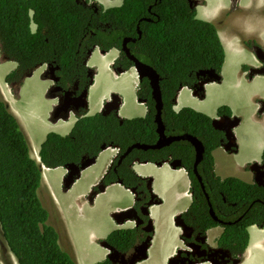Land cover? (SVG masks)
Here are the masks:
<instances>
[{
	"label": "trees",
	"instance_id": "16d2710c",
	"mask_svg": "<svg viewBox=\"0 0 264 264\" xmlns=\"http://www.w3.org/2000/svg\"><path fill=\"white\" fill-rule=\"evenodd\" d=\"M147 3L148 0H123L121 6L100 11L99 19L107 26L104 31H99L77 0H0V55L16 63L5 76V82L16 90L31 69L48 62L70 69L75 51L81 48L78 45L88 39L103 50L119 46L122 36L136 35L134 26L140 16H149ZM153 10L158 19L140 22L141 51L136 55L160 76L164 132L167 135L187 133L202 142L204 152L197 171L206 175L205 190L211 187L209 193H214L217 201H229L233 218L241 215L236 224L226 227L220 243L239 244L243 250L248 241L246 228L252 224L264 225V188L234 177L221 179L216 176L211 151L220 145L222 132L214 129L212 118L202 112L189 107L173 109L180 87L195 88L194 75L198 70L212 68L220 72L223 46L215 26L195 18L184 1L161 0ZM89 30L97 35L89 37ZM128 64L124 63V67ZM242 69L247 67L242 66ZM136 96L149 110L145 118L119 123L111 115H86L82 108L67 134L48 132L45 135L38 150V162L31 157L28 139L0 94V235L17 264H76L74 256L60 246L56 229L48 223V211L38 197L41 166L55 168L78 163L83 157H95L107 146L122 152L135 142L153 143L157 138L154 100L146 79L139 83ZM218 113L231 115L227 106L224 110L219 107ZM169 148L173 156L180 159L177 167L184 168L188 175L191 195L198 197L201 206H206L203 191L193 173L192 146L180 140L171 143ZM167 152L166 147L134 148L120 163L113 162L100 183L105 186L118 182L131 187L137 181L127 166L131 157L160 164L167 159ZM260 158L264 161V148ZM216 224L211 221L204 226ZM133 231L115 230L105 240L120 251L128 249L133 242ZM98 264L110 262L105 260Z\"/></svg>",
	"mask_w": 264,
	"mask_h": 264
},
{
	"label": "crops",
	"instance_id": "0c3cea01",
	"mask_svg": "<svg viewBox=\"0 0 264 264\" xmlns=\"http://www.w3.org/2000/svg\"><path fill=\"white\" fill-rule=\"evenodd\" d=\"M104 2L109 3L110 0H105ZM221 3L222 0L215 6V10L222 7ZM255 16H258L257 19H261L262 21L261 26L257 30L247 28L239 22L233 21L234 26L232 30L236 32L231 34V31L227 35L219 32V37L224 46L225 53L223 63L226 59V54L228 53L227 62L229 64H234L230 73L232 77L229 76V78L226 79L222 67L221 81L211 82L204 86L202 98L194 96L192 90L189 88L182 87L177 93L175 104L173 106L176 111L182 107H190L199 112H203L212 118L216 117L215 108L219 104H226L229 106L234 115L239 118L238 124L231 129L235 139L236 151L232 153L225 151L221 146L216 147L212 151L214 170L216 175L221 178L234 176L247 183L253 181V175L249 170L246 171V169H248L246 166L252 162L260 161V154L264 147V113L262 115L257 114V101L259 99H264V76L256 75L249 80L246 78L245 72L241 71V65H249L252 63L249 51L240 40L241 36L248 35V37H250V35H253L264 42V38L262 37L264 32L263 16H260L259 14ZM254 17L250 19L252 20ZM229 27L230 23L226 30H228ZM31 29L33 30L34 27H31ZM221 35L224 37V40L221 38ZM92 50L90 54V56H92L90 60H88V63L90 66L94 65L95 67L96 72L94 77L96 81L99 70L96 64L91 61L95 53L92 52ZM111 52H113V50ZM115 55L116 51L110 56L99 55L104 61L103 70L112 77V81L117 80L120 76L125 74L121 73L117 75L110 69L111 60ZM4 62L10 64L11 68L4 72H1L0 70V75L4 76V80L3 77L0 79V94L2 99L8 105L7 107L9 110L18 120L22 131L28 139L30 148L32 137H36L38 129L35 122L31 119L33 116H37L43 126H59L58 128L63 131L59 133L65 135L76 121V115L70 113L73 114V116H70L69 114L67 119L59 118L55 121L49 120V113L52 111L55 103H57V99L49 97L46 93L45 89L48 86V78L45 77L40 89H43L42 96L49 103L36 111H32L27 105V102L20 108L16 105L17 101L20 100V93L28 82L27 80L32 78L37 70L43 74L44 67L40 65L33 71V75L26 76L23 79L19 86L18 96L15 97L10 87H8L5 82V76L16 67V63L11 60H0L1 64ZM91 87L89 93L94 86ZM133 87H135L136 90L135 84ZM224 88H227L226 92L224 91ZM214 89H217L218 91L214 92ZM110 91L120 92L118 88H113V86L110 85L107 88H103L91 102L89 99L87 100L88 115H92L100 109L102 102L109 95L108 93ZM118 94L121 99L119 105L121 110L125 100L120 93ZM231 94L234 99L229 97ZM136 104L139 106L138 110H141L143 113L145 108L144 105ZM241 106H243V108H241ZM18 109H20L24 116L18 112ZM241 113L247 115L248 122H251L256 127L246 130L248 133H257L252 137L251 141L247 143H243L237 134V129L245 122ZM70 117L72 118L70 119ZM59 123H62V125ZM65 126L66 128H64ZM28 128L32 129L29 130ZM116 152L117 149L114 147H105L102 149L96 155L94 162L84 167V170L82 169L79 172L72 184L66 189L62 188V179L66 171L63 167H41L40 186H46L52 204L50 211L46 208L49 214L48 220L51 215H53V219L56 220V226H52L56 229L58 234V242L60 246L65 248L64 250H67L74 256L76 264H97L107 260L106 255L108 250L100 244V241L104 240L112 231L118 229H132L134 227L133 220L126 219L124 222L118 223L114 219V216H112L114 213L129 209L134 202V197L131 191L120 183L115 182L106 185L94 195L90 203L86 199V194L99 183L100 178L104 175L112 159L116 156ZM37 155L38 154H36V156ZM31 157L35 159L34 156ZM88 168L89 171L85 172ZM133 168L138 175L151 178L152 192L160 200L151 207L150 214L155 222V229L152 239L147 247L146 257L134 264H169V259L172 258L179 249H185L181 229L175 225L174 220L175 217L184 211L188 202H190L191 194L189 191V178L183 168L173 169L167 163L156 166L152 163L146 162L143 164H134ZM50 170H57L60 173L59 190H56L47 180L45 172ZM217 229L218 227H214L206 232L207 242L213 247L217 246L216 241L219 237L217 236ZM248 232L250 244L247 245L244 250L243 258L239 264H264V260H259L255 255L258 249H264V229L250 226L248 227ZM91 257L94 260L90 261L89 259ZM201 260H203V258L200 256L198 264H211L209 261Z\"/></svg>",
	"mask_w": 264,
	"mask_h": 264
},
{
	"label": "flooded vegetation",
	"instance_id": "af4514ba",
	"mask_svg": "<svg viewBox=\"0 0 264 264\" xmlns=\"http://www.w3.org/2000/svg\"><path fill=\"white\" fill-rule=\"evenodd\" d=\"M148 1H149V3H147L146 11H147L149 16H147V15L140 16L139 21H137V23L134 26V32L136 35L122 36L119 46H111L110 48L103 50L97 44H92L93 42H90V40L88 39L85 43H83V45L81 43L80 44L78 43L79 44L78 47H81V48L77 49L75 51V57L73 59V62L71 63L70 69H68L67 67L61 68L58 64H55V62L44 63V65H42L44 67V73L41 74V76L44 77V79H45V77L46 78H48V77L55 78V80L48 79V86L45 90H46V93L49 95V97L56 98L57 101L59 98H66V100L71 101L72 99H75L79 95H82V93L85 91V98H86V110L85 111H86V115H88V113H87V107H88L87 100L89 99V95H90V93H89L90 87L95 85L94 74L96 72L94 65L90 66L88 63V60H90V58L92 56V55L90 56L92 49H93L92 52H95L94 53L95 55L101 54L102 56H108L111 53V51L113 50V53L110 54V55H112V54H114V51H116V55L111 60L110 69L113 71V73H116L118 75L121 74L120 70L122 71V73L129 72V74H132V76L134 73L136 78H134V77L133 78L135 79L134 84H135L136 88L139 86V83H141V81H143L144 79H146L148 81L146 76H142L141 78L138 76V73L136 72V70L134 68L133 62L127 57L126 53L122 50V42H123L124 38H128V40L126 39V41H125L126 47L128 48L130 54H132L139 61H141L138 58V56L136 55V54H138L139 51H141L140 50L141 44L139 42V39L141 38L142 30L139 29L140 22L141 21H144L145 23L146 22H152V21H154L153 20L154 17L156 19H158V16H157L158 14L153 9L156 7V5L158 3L161 2V0H148ZM182 1H184L185 7L194 13L195 18H197L201 21H207V22L212 23L215 26V28L217 29L218 35H219V32H221L225 35H227L231 31H232L231 34L236 32V31L232 30L233 26H234V22H233L232 18L237 13H240L241 11H244V15H249L250 11L253 13V15H255L256 13H258L259 15L264 14V0H223L221 3L222 7H219L217 10H215V8H214L212 13H210L209 16H204L206 9H203V7H205L209 3L208 1H206V0H182ZM77 2L80 3L87 10L88 20H90V21L94 20V23H92L93 27L95 29H98L99 31H102V30L104 31L103 28L107 25L105 23H101V21L99 19L100 11L103 12L109 8L121 6L123 3V0H110L109 3H105L103 0H77ZM241 4H242V6H241ZM88 9H92V12H88ZM203 16H204V19L201 18ZM209 19H213V20H209ZM229 23H230V27L228 28V30H226ZM99 27H101V28H99ZM89 32H90V35H88L89 37H92V35H94V36L97 35L96 33L91 32L90 30H89ZM87 34H89V33H87ZM98 35H100V34H98ZM246 36H248V35H246ZM241 42L244 43V46L249 51L251 59H252L251 64L245 65L247 67V69L258 68V67L264 68V42L261 39L255 37L253 35H250V38H248L246 40H243V41L241 40ZM128 62H129V64H128ZM141 62H143V61H141ZM124 63H126L128 65L126 67H124ZM144 64H146V63H144ZM45 65H46V67H45ZM146 65H148V64H146ZM56 66H57V68H55ZM209 69H212V68H209ZM209 69H201V70H209ZM212 70H214V69H212ZM199 71L200 70H198L194 75V79L196 81L195 85H197V87L202 82H204L201 84L202 87H204V86H206L212 82V81H207L210 78L207 77V75L199 74ZM216 73H218V72H216ZM219 73H222V66H221V70ZM24 78L25 77H23L21 79L20 84L22 83ZM20 84H19V86H20ZM148 84H149V81H148ZM7 85H8V87H10L11 91L14 93L15 87L12 88L9 84H7ZM180 89L181 88H179L177 90L175 96H177V93ZM108 94L109 95L102 102L100 109L98 111H96L94 114L101 113L104 109L105 104L108 105L112 101V96L115 93H113V91H110ZM199 94L201 95V91L199 92ZM120 101H121V99H120ZM135 102L142 105V102L139 99H137V97L135 99ZM75 105H79V102L78 101H76V102L71 101L69 104V108L75 109L76 108ZM83 105H85L84 100H83ZM143 105L145 107L143 113L141 110H138V108H135L132 111V112H136V113H128L126 111H121L120 106H119V108L117 110H114L112 107H110V108L108 107L109 109L107 108V113H105V114L101 113V114L114 116L118 120L119 123H121V122L123 123L124 120H131V119H135V118L136 119H142V118H145L146 115L149 113V110L145 106L144 102H143ZM226 106H227L226 104H219L215 108L216 109L215 110V113H216L215 116L217 118L222 117V116L230 117V116L234 115V113L229 108V106H227V108L230 110L231 115H228L226 113H222L219 115V113H218L219 107H222V109L224 110ZM82 108L83 107H80V108H78V110L75 111V113L73 112L76 115V117L81 112ZM153 108L155 110L154 112L156 113L157 109H156L155 101L153 103ZM161 110H162V101H161V108H160V117H161ZM155 113H154V116H155ZM263 113H264V111H262L261 115ZM128 116H131V117H128ZM161 121H162V119H161ZM162 125H163V122H162ZM163 132H164V125H163ZM221 132H222V137H220L219 140H220V144L222 145V144L227 143L229 140L225 137L224 132L223 131H221ZM164 135L165 136H171L169 134L167 135L165 132H164ZM230 138L232 140H230L231 145L229 147V150L232 151V149L234 147L233 140H235V139H234L233 135L230 136ZM157 139H158V135H157L156 140L153 143H155L157 141ZM178 141H180V140H178ZM173 142H175V141H173ZM173 142H171V143H173ZM135 143L149 144V145L153 144V143H148V142H135ZM171 143H169L168 145H163L160 148H157V149H161V148L166 147L168 149V152H167V155H165V158L167 156L168 157L164 162H162L160 164H156L154 162H148V163H152L156 166H160L163 163H167L171 168H173L170 165V162L179 161L180 159L173 156V151L169 148ZM202 147H203V144H202ZM133 149H131L127 154H129ZM125 150L121 152L120 150L117 149L116 156L112 159L108 168L112 166L114 161H116V164L121 162V160L127 155V154H125V156H122V154L125 152ZM142 150H147V149H142ZM212 151H211V153H212ZM203 152H204V147H203ZM202 155H203V153H202ZM201 159H202V157L200 158L199 162L201 161ZM80 161L78 163L77 162L71 163V164L79 167V169H80L79 172L82 170V168H80V165H81ZM259 162L264 164V161L262 159H260ZM143 163H146V161H142L140 159V157H134V158L131 157L129 159V163L127 166L129 169H131L132 173L136 176L137 181L131 187H125L123 185L125 188L129 189L131 191V193L133 194V197H134L133 205H132V207H130L129 209H126V210H131V214H130V217L128 219L129 220L132 219L133 222L135 221L134 227L132 228L134 230L133 231L134 238L132 239L133 242H131V246H130L131 248L129 247L128 249H123V250H132L134 253H136L138 255L140 254V250L142 248H144V252L147 251V247L150 243V240L152 239L154 229H155V222H154V220L150 214L151 213V207H152V205H154L155 203L160 201L158 199V197L152 192V187H151L152 180H151V178L142 177V176L138 175L133 168L134 164H143ZM62 167L64 168V166H62ZM174 167L180 168V167H177V165ZM247 168L248 169H246V171L249 170L252 173V175L255 174V170L251 171L248 166H247ZM263 171H264V169H263ZM78 174L75 173V174H73V176H78ZM102 177H103V175H102ZM102 177L100 178V180L102 179ZM205 177H206V175H204V176L201 175V179H202L204 188L206 187V184H207L206 180L204 179ZM100 180H99V183L96 186H94L86 194V199L89 203L91 202V199H93L94 195L98 191H100V189H98V187H97L99 184L102 185L100 183ZM102 186L104 188L106 185L105 186L102 185ZM199 186H200V183H199ZM209 190H211V187H208L207 191L205 190L208 194L207 197L205 196V193L202 192L203 193L202 195L205 199L206 206H201L200 203L197 202V200H198L197 196H194V197L191 196L190 202H188L184 211H182L177 217H175L176 222L178 223V225L183 227V230L180 228V226H178V225H176V226H178L181 229L182 238H183L185 244H187L190 241H195V244H193V245H198L199 249H206L207 250L210 248H218L219 252L217 254H213L214 259H217L220 261H227L228 264H230V263L231 264H239L243 258V253H244L245 248L243 250H241L240 249L241 245H239V244L238 245H235V244L229 245V244L225 243L223 240L222 241L224 242V244H222L223 242L220 243L219 239L224 234L226 227L227 226L229 227V225H231V224H236L241 219V215L233 218V209L230 207L231 203L229 201H227L226 199H220L219 201H217L218 199H216L214 197V193H209ZM120 212H122V211H120ZM117 213H119V212H117ZM115 214L116 213H114L112 215V216H114V219L116 217ZM126 219H124L122 222H124ZM175 220H174V223H175ZM211 221L215 222L217 224L207 226V228H206L204 226V224L211 222ZM252 226H254L255 228H258V229H264V225L263 226H257L256 224H253ZM214 227H218L216 232L218 233L217 236H219L217 238V241H216L217 242L216 247L211 246L208 242H207V244H205L200 239V238H202V236L204 235L205 232H208V230H210L211 228H214ZM105 243H108V242H105ZM145 248H146V250H145ZM183 258H184V260L192 259V261H193L192 264L198 263L200 260V257H198L197 255H189V254H187L186 256H185V254H183ZM115 264H118V263H115Z\"/></svg>",
	"mask_w": 264,
	"mask_h": 264
},
{
	"label": "water",
	"instance_id": "95a60500",
	"mask_svg": "<svg viewBox=\"0 0 264 264\" xmlns=\"http://www.w3.org/2000/svg\"><path fill=\"white\" fill-rule=\"evenodd\" d=\"M126 39L128 40V38H124V40L122 42V50L126 53L127 57L133 62L134 68H135L136 72L138 73V76L140 78L142 76H146L148 81H149V86L151 88V96L156 103V109H157V112L155 113V116H154V121L156 123V132L158 135V139L155 143L150 144V145L149 144L133 143L132 145H130L125 150V152L122 154V156H125V154H127L133 148L157 149L163 145H168L169 143H171L173 141L185 140V141L189 142L193 147V150H194V162H193V166H192L193 173L196 176L198 182L200 183V187H201L202 191L205 193V196L207 197L208 194L205 191V188H204V185H203V182L201 179V175L197 171V164H198L200 158L202 157V153H203V147H202L201 141L198 140L196 137H194L190 134H187V133H184L181 135H171V136H165L164 135L163 125H162V121H161V117H160V108H161V95H160V89H159L160 76L158 75V73L156 72V70L152 66L144 64L143 62L139 61L136 57H134L132 54H130V52H129L128 48L126 47V44H125ZM0 60L7 61V59L4 57H1ZM39 66L40 65L35 66L25 76L32 75L33 71ZM55 68H57V66ZM120 72H122V71L120 70ZM199 74L207 75V77H209L211 79L210 80L208 78L209 80H207V81H217L220 79V76L212 69L200 70ZM248 74H249V76H252L254 74H264V68L263 67L262 68L261 67L250 68L248 70ZM48 78L55 80V78H53V77H48ZM202 83H204V82H202ZM202 83H200V85H199L200 88H201ZM18 92H19V87L16 88V90L13 93L15 97L18 96ZM119 97L120 96L115 93L112 96V101L108 105L105 104L104 109L101 113L102 114L107 113L108 107L109 108L112 107L114 110H117L119 108V105L121 102ZM83 100L85 101V105H83ZM71 101H73V102L78 101L79 102V105H75V107L77 109L76 108L75 109L69 108V104ZM71 101L66 100V98H59L57 103H55V105L53 106L52 111H50V113H49V120L55 121L59 118L67 119L69 117L70 113H73V112L75 113V111L78 110V108H80V107H83L86 110L85 91L82 93V95H79L78 97H76L75 99H72ZM259 105H260L259 112L264 111V101H260ZM238 121H239V118L236 116H233V117L222 116V117H218V118L216 117V118H213L211 121L212 127L214 129L223 131L225 137L229 140L227 143L222 144V147L224 148V150H229V147L231 145L230 140H232L230 138V136H232L231 129L236 124H238ZM107 147H112V146H107ZM95 157H83L80 161V164H81L80 168L83 169L84 167L92 164L95 160ZM178 164H179V161L170 162V165L173 168H175L174 166H176V165L178 166ZM64 169L66 170L65 171L66 173L64 174L63 179H62V188L66 189L72 184V182L74 181V179L76 177V176H73V174H75V173L78 174L80 169L78 166L73 165L71 163L66 164L64 166ZM249 169L251 171L255 170V174L253 177L254 183L256 185L264 188V171H263L264 164L251 163L249 165ZM97 187L100 190H102V188H103V186L100 184ZM130 214H131V210H126V211L124 210L122 212L116 213L115 214V216H116L115 220L118 223H121L124 219H126V218L128 219L130 217ZM130 220H132V219H130ZM175 225H178L176 220H175ZM178 226H180V225H178ZM180 228L183 230L182 226H180ZM103 244L110 249L111 253L108 255V257L110 260H112L111 262L113 264L116 263L119 260V258L121 259L122 264H134L135 262L140 261L146 257V252H144V248H142L140 250L139 255L134 253L132 250L129 253V255H126V253L118 251L115 247L110 246L107 243H103ZM186 246L188 248L187 250L177 251L176 255L174 257L170 258L168 263L169 264H178L176 260L181 257V254L183 253L186 256L189 253L188 250H189L190 246L189 245H186ZM192 249H193V247H192ZM145 250H146V248H145ZM218 252H219L218 248H210L207 250L206 249L203 250L202 252L199 253V255H201L205 258L203 261H209L211 264H228L227 261H220V260L213 258V254H217ZM194 254L195 253L193 252L192 255H194ZM113 257H115L116 259H113ZM126 257H128V258H126Z\"/></svg>",
	"mask_w": 264,
	"mask_h": 264
},
{
	"label": "rangeland",
	"instance_id": "374dc122",
	"mask_svg": "<svg viewBox=\"0 0 264 264\" xmlns=\"http://www.w3.org/2000/svg\"><path fill=\"white\" fill-rule=\"evenodd\" d=\"M206 1H208L209 3L205 7H203V9H206L204 16H209L210 13H212L215 6L221 0H206ZM204 16L201 18H204ZM254 16L255 15H253V13L250 11L249 15H244V17H243L242 15L238 14V15H235L232 18V20L239 22L240 24H242L243 26H246L247 28H252V29L257 30L261 26L262 21H261V19H257L258 16H255V17ZM262 16L264 19V14ZM252 17H254V18L251 20L250 18H252ZM31 27H34V25H31ZM262 37L264 38V32L262 34ZM221 38L223 39L224 37L221 35ZM248 38H250V37L245 35V36H241L240 40L243 41V40H246ZM111 53H113V52H111ZM227 57H228V53L226 54V59H225L223 66H222L223 67V73H224V76L226 79H228L229 76L232 77V75H230V73H231V70L234 66V64H229L227 62ZM8 61H10V60H8ZM91 61L96 64V66L98 67L99 73L96 77L95 85H94L93 89H91V92L89 95L90 102L95 99L96 95L98 93H100V91H102L103 88H107L108 86L112 85L113 88H118L120 90V92L113 91V93H116V94L120 93V95L125 100V103H124L121 111H126L128 113H136V112H132L135 108H139V106H137V104L135 102L136 90H135V87H133L134 83H133L132 74H129V72H127L124 75L120 76L117 80L112 81L111 80L112 77H110L103 70L104 61L100 58L99 55L94 54ZM4 64H6V62H4L3 64L0 63V66L2 65L0 67L1 72H4V71L11 68L10 64H6V65H4ZM2 77L4 80V76L0 75V79ZM44 80L45 79L41 76V72L39 70H37V72L33 75L32 78H29L27 80L28 81L27 84L24 86L22 92L20 93V100L17 101V103H16L18 108H20L21 106L23 107L27 102V105L31 108V110L36 111L38 109L43 108V106L45 104L49 103L42 96L43 89H40L42 87V82ZM217 91H218L217 89H214V92H217ZM224 91L226 92L227 88H224ZM229 97L231 99H234L232 94ZM241 108H243V106H241ZM18 112L21 113L20 109H18ZM241 114H242L243 120L245 122L243 123V125H241L237 129V134L243 143H247V142H250L252 137H254L257 133H251V132L248 133L246 130L253 129L256 127L251 122H248L249 120L247 119V115H244L243 113H241ZM21 115L24 116L23 113H21ZM70 116H73V114H70ZM71 118L72 117H70V119ZM31 119L35 122V124L38 127L37 132H36V137H34V138L32 137L31 148H30L31 156L35 157L36 154H38L37 151L39 150L41 142L44 140V137L48 132H55V133L60 134L59 132H63V131H62V129L58 128L59 126H55V125L43 126L41 124V122L39 121V119L37 118V116H33V118H31ZM26 121H25V124H26ZM28 123H29V121H28ZM59 124L62 125V123H59ZM64 128H66V126ZM31 129L32 128H30L29 130H31ZM33 152L35 155L33 154ZM88 171H89V168L85 172H88ZM45 175L47 177L48 182L51 183L56 190H59V188H60V184H59L60 183V173L57 170H50L48 172H45ZM38 196H39V199H40L42 205L45 208H48L50 211L52 204H51L50 196L47 193V188L45 185H41L40 188L38 189ZM48 223L53 225V226H56V220L53 219V215H51L50 219L48 220ZM219 242H220V239H219ZM249 244H250V241H248L247 245H249ZM82 255H85V254H82ZM255 255L259 260H264V249H258V251H256ZM89 260L92 261L94 259L91 257ZM177 261L179 264H190V261H192V259H188V260L178 259ZM0 262H1V264H17L14 256L9 252L8 248L6 247L1 235H0Z\"/></svg>",
	"mask_w": 264,
	"mask_h": 264
},
{
	"label": "clouds",
	"instance_id": "9594fccd",
	"mask_svg": "<svg viewBox=\"0 0 264 264\" xmlns=\"http://www.w3.org/2000/svg\"><path fill=\"white\" fill-rule=\"evenodd\" d=\"M242 6V5H241ZM242 15L243 17H244V11H241L240 13H237L236 15ZM258 13H256L255 15H257ZM33 25V24H32ZM34 30V29H33ZM216 31H217V29H216ZM218 34V33H217ZM218 37H219V35H218ZM219 39H220V37H219ZM220 42H221V39H220ZM221 44H222V42H221ZM242 44L244 45V43L242 42ZM222 46H223V44H222ZM223 49H224V46H223ZM224 55H225V53H224ZM0 59H1V55H0ZM224 60V59H223ZM223 63V62H222ZM41 65H44V64H41ZM242 66H245V65H241V71L242 72H245V74H246V78L247 79H249V80H251L254 76H256V75H261V76H264V74H254V75H252V76H249V74H248V70L249 69H246V70H244V69H242ZM45 67H46V65H45ZM246 67V66H245ZM120 73H122V72H120ZM116 74V73H115ZM218 74V73H217ZM118 75V74H117ZM219 76H220V79L219 80H217V81H212V82H219V81H221V79H222V75H221V73H219L218 74ZM26 77V76H25ZM49 79V78H48ZM18 87H19V85H18ZM183 87H187V86H183ZM180 88H182V87H180ZM187 88H189V87H187ZM151 89V88H150ZM159 89H160V85H159ZM190 90H192V93H193V95H195V96H197V97H201L202 98V96H203V93H204V88L201 86V88L198 86L197 87V85H195V88L194 89H192V88H189ZM136 90H137V88H136ZM201 91V95H198V93ZM13 93V92H12ZM160 95H161V91H160ZM2 97V96H1ZM137 97V96H136ZM120 98V97H119ZM140 100V99H139ZM175 100H176V96H175V98H174V104H175ZM141 102H142V104H143V102L144 101H142V100H140ZM260 101H264V99H259L258 101H257V105H258V107H257V114H261L262 112H259V107H260V105H259V102ZM174 104H173V106H174ZM183 108V107H182ZM190 108V107H189ZM174 109V108H173ZM181 109V108H180ZM179 109V110H180ZM193 109V108H192ZM194 110V109H193ZM176 111V110H175ZM178 111V110H177ZM195 111H197V110H195ZM203 113V112H202ZM205 114V113H204ZM207 115V114H206ZM208 116V115H207ZM233 116H236V115H233ZM233 116H230V117H233ZM210 117V116H209ZM237 117V116H236ZM210 118H212V117H210ZM214 118H216V117H214ZM213 119V118H212ZM212 121V120H211ZM232 132V131H231ZM232 135H233V133H232ZM183 141H185V140H183ZM233 144H234V151H231V150H225V151H228V152H232V153H234L235 152V150H236V144H235V142H234V140H233ZM219 146H221L222 147V145L220 144ZM218 147V146H217ZM264 148V147H263ZM212 154V153H211ZM261 155V154H260ZM213 157V156H212ZM261 159V158H260ZM35 160L36 161H40V159H39V156L37 155V159L35 158ZM213 163H214V160H213ZM252 163H257V164H263V163H260V162H252ZM251 164V163H250ZM250 164H248L247 166L249 167V165ZM246 166V167H247ZM184 169V168H183ZM185 170V169H184ZM214 173H215V170H214ZM215 175H216V173H215ZM188 176V175H187ZM216 176H218V175H216ZM219 178H221L220 176H218ZM228 177H234V176H228ZM228 177H224V178H228ZM253 177H254V175H253ZM224 178H221V179H224ZM234 178H237V179H239V180H242V179H240V178H238V177H234ZM243 181V180H242ZM245 182V181H244ZM247 183V182H246ZM251 183H254V179H253V181L251 182ZM251 183H249V184H251ZM255 184V183H254ZM189 191H190V188H189ZM191 194V193H190ZM192 196V195H191ZM230 207H231V204H230ZM253 225V224H252ZM252 225H250V226H252ZM249 226V227H250ZM207 228V227H206ZM119 230V229H118ZM246 230H247V232H248V227L246 228ZM203 232V231H202ZM202 234V233H201ZM200 234V235H201ZM106 239V238H105ZM101 240L100 241V244L105 248V249H107L108 250V253H107V255H106V259H107V261H109L110 262V264H113L111 261L112 260H110L109 259V257H108V255L111 253V251H110V249L108 248V247H106L103 243H105L106 242V240ZM183 239V238H182ZM205 244H207V238H206V232L204 233V235L202 236V238H200ZM248 240H249V232H248ZM183 243H184V240H183ZM108 245H110L109 243H107ZM193 244H195V241H190V242H188L187 244H185L184 243V247H185V249H179V250H187L188 248H187V246L186 245H189L190 246V248H189V250H188V254L189 255H192V253L194 252L195 254L194 255H197L198 257H200L201 255H199V253L200 252H202L203 250H205V249H199V246L198 245H193ZM247 244H248V241H247ZM110 246H112V245H110ZM114 247V246H113ZM192 247H193V249H192ZM246 247H247V245H246ZM246 247H245V249H246ZM197 248V249H196ZM118 250V249H117ZM178 250V251H179ZM118 251H120V250H118ZM121 252H124V253H126V255H129V253L131 252V250H121ZM176 255V254H175ZM174 255V256H175ZM173 256V257H174ZM15 258V257H14ZM126 258H128V257H126ZM201 258H203V260L205 259L203 256H201ZM113 259H116L115 257H113ZM178 259H184L183 258V254H181V257L180 258H178ZM177 259V260H178ZM16 260V259H15ZM176 260V261H177ZM203 260H201V261H203ZM200 261V260H199ZM121 262V263H120ZM192 262L193 261H190V264H192ZM16 263H17V261H16ZM99 263H101V262H99ZM116 263H120V264H122V261H121V259L119 258V260L116 262ZM177 263H178V261H177ZM199 263V262H198ZM198 263H195V264H198ZM98 264V263H97ZM115 264V263H114ZM179 264V263H178Z\"/></svg>",
	"mask_w": 264,
	"mask_h": 264
},
{
	"label": "bare ground",
	"instance_id": "6f19581e",
	"mask_svg": "<svg viewBox=\"0 0 264 264\" xmlns=\"http://www.w3.org/2000/svg\"><path fill=\"white\" fill-rule=\"evenodd\" d=\"M133 77L136 78L134 73H133ZM134 78H133V83H135V79ZM35 158L37 159V156H35Z\"/></svg>",
	"mask_w": 264,
	"mask_h": 264
}]
</instances>
